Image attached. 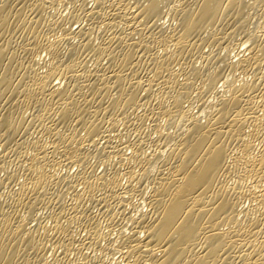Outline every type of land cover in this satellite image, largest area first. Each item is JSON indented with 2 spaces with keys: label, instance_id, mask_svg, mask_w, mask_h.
Here are the masks:
<instances>
[{
  "label": "bare ground",
  "instance_id": "6f19581e",
  "mask_svg": "<svg viewBox=\"0 0 264 264\" xmlns=\"http://www.w3.org/2000/svg\"><path fill=\"white\" fill-rule=\"evenodd\" d=\"M56 1L67 0H0V167H2V162H4V159L9 157V155L13 156L14 159H21L22 152L24 154L25 151L24 148L28 146H26V140H24L25 133L29 132L35 124L41 122L44 123V130L41 131H44L47 134L46 136H48V141L46 140L47 144L49 143L48 148H50L48 151L52 150L54 153V150H56L59 153L60 156L55 154V156L58 155L60 157V159L58 158V162L64 160L65 163H68L69 160L70 162L73 161V163L69 162L70 164L78 163L82 165L83 163L85 164L86 160L88 164L89 159L87 158L90 155L98 156L97 160H101L99 156L105 157L108 153H110V155H108L111 156V152H106V149L111 150V148H113L114 150L115 147L113 145L115 144H113L112 140L111 142L113 145H110L111 143L109 144L112 146L111 148L108 145V147L105 146L104 148H99L97 147L99 145L91 143L92 146L96 145V148H98L95 149L94 147L95 150L92 152L89 151V148L92 149L91 145L87 149L83 148L82 144L90 143L87 142L86 138L90 140L94 135L99 137V133L103 134L105 130L112 129L119 118L117 117L118 115H120V117L122 116L123 119L127 118V113L130 108L133 109L136 106L135 109H137L143 104L150 105L148 99L150 98L149 96H152V92L150 93L149 91L153 82H156V85L157 83L159 84V88L156 92H159L160 94H157L161 96L158 100L161 101L157 103V106L154 105L155 110L152 107V103L150 107H148L150 108L148 109V112H143L144 110H141L142 112H140V114L138 113L136 116V122L139 123L143 116L147 117L149 115L148 113H151L154 116L155 112V115L160 112L162 116L163 114L161 112H164L169 116L167 117V120H169L170 117H173L171 118L172 120H169L170 124L174 121V117L178 118V121L175 120V122L177 121L176 124L174 123L176 126L172 125L173 128L179 126L183 121V123L189 122V125H186L187 127L185 130L182 129V131L184 130L183 132H178V134H180H176L177 136L175 138H172V136L175 135H170L173 139V145L171 144L172 147L167 150L168 153L166 157L160 159L161 162H164L165 159L167 164V166L165 165L166 171L163 172V170L161 171L158 169V171H161L162 173L157 172V177L154 173L152 174L155 176H153L155 179L153 178L154 181H151L153 184L150 182L152 189L148 195L145 194L147 190H143V183H141V189L144 191H142L144 194L142 196L143 199H140L141 201L143 200L142 203L145 202V204L148 205V208L145 209L146 211L141 209L142 212H140L139 215L138 212L136 218H134V215L131 216L129 212H127V214L124 212L126 214L125 218H129V216H127L128 214L133 218L131 219L132 221L128 219V222H131L130 235L121 236L123 233L120 235L121 240H119L126 249L121 257H125L127 264H264V135L263 133H260L261 130H256L258 124L260 125V123H257L259 122L260 114L256 113L258 116H255V109L258 108H255L256 106L261 107V112L263 109V115L261 114V117L264 116V79H262L264 72L262 71L263 69L260 70L259 68L260 62L264 60V29L261 31V27L257 30L260 31L258 35L251 34V32H253L251 30L248 34H251L252 36L247 35V31L249 32L250 29L244 32L246 35L242 32L246 26V18L249 16H245L247 12L245 8L250 7L252 9L254 5L252 3L253 6H251L250 3L246 4V2H244L245 0H93V5L89 7L85 5L87 0H78L79 3H76L77 0H68V2L72 3V7L70 6L71 10L66 16L68 22L69 19H78L79 17L85 18L86 21L88 20V25L86 27L84 25H78L75 28H72V25L67 27L64 25L62 26L61 19L47 20L45 18L46 9L50 4L52 5ZM164 1L165 3H172L171 6L169 5V7H167L169 8V14L171 15L170 18H173L176 21L175 24H171L174 25L171 27L170 31H166V29L162 27L163 25L161 22L159 23L161 20L157 21L159 15L163 13V9L161 8L165 5L162 4ZM246 1L248 2V0ZM260 2L262 1L260 0ZM130 4H134L132 6L133 8L135 7L133 11L130 9ZM247 5L250 6L247 7ZM135 19H137L136 21L138 22L140 21V24L134 22L136 23L134 25L138 24V27L140 25L139 28L133 26V21ZM247 22H249V20ZM98 23L101 24V26L103 25L102 28H104L105 31H101L102 33L98 36V42L93 43L89 39L90 35L88 36V34H91V31H94L92 28ZM263 23L261 26H264ZM55 25L56 29L59 25V29L61 30L56 37L55 30L53 31ZM96 26L100 27L99 25ZM247 27L250 26H246V29ZM49 30L52 31L51 34H54V37H47L50 33ZM240 31L241 33H239ZM136 33L137 36L138 34L139 36L134 38L135 36L133 37V35ZM237 33H239V35L243 33V35L247 36H244V39H246L243 42L248 43V46L246 47L249 48L248 50L250 52L247 56L244 55L238 58V60L235 59L234 63L231 59V62H228V59L225 61L223 60L224 57L230 54L223 55V57L222 54H218L219 52L215 53L214 50L217 49V46L219 48V45L221 46L226 39L234 38V36L237 37ZM74 36L79 37L77 41L75 40L76 42H73L71 39L72 37L75 38ZM157 42L160 46L164 44L162 47L164 48L162 53L156 52L154 48V45ZM169 43L170 45H173L172 49L166 47V44ZM204 43L209 47H212L211 51L205 52L204 49L203 51L201 50ZM63 46H66L67 49L65 55L62 53ZM223 46L226 48L228 47L225 44ZM221 48L224 49L222 46ZM42 50L48 55V62H46L47 66H45V69L41 71L38 69V66L36 68L35 64L37 62L36 55H40ZM225 50H228V48ZM196 52H201L199 56L202 57L201 59H203L202 62L205 67H212L214 64V68L206 75L207 78L204 74H201L204 69L207 70L206 68L203 70L201 69L202 71L198 73L199 70L197 67L199 65L195 66L193 62L191 63V59L195 57L193 55ZM89 56L95 61V66L92 67V65V68L88 67L86 64L87 61H89L87 60L90 58ZM226 58L227 57H225V59ZM102 59H106L105 63L102 62ZM221 60L224 61L222 63L223 65L219 64L221 63ZM199 61L201 60L199 59ZM89 62H91V60ZM175 64H181L184 66L180 68L181 66L179 65V68H177L178 71L184 75V80L180 78H178L180 81L177 80L176 73L179 74V72L177 69L175 70ZM143 65H145V67H143ZM230 65H236L242 70H245L246 68L247 70H250L252 68L254 77H252V79L250 78L251 80L249 79V81H243L244 83H242L240 79L239 81L242 84L236 86L235 84H232L234 81L228 79L230 80L229 82H231V85H229L227 81L228 76L225 77L227 86H229L228 89H226L228 94L226 92L227 95H224V92L222 93L223 95L219 93L221 96L218 94L215 102H211L212 104L209 105L206 102L208 108H211L209 110L207 106H203L204 103H202L205 102V98L207 97L206 93L209 95L208 91L210 90H208V87L211 86L213 88L216 86L215 83L219 80L217 79L218 75L220 76L222 74L224 77V74H226L221 73L223 71H220V69L227 67L224 70H230L233 68ZM216 66H219L220 69L219 67L216 68ZM248 67H250V69H248ZM145 68L148 69V71L151 68V71L148 73L143 72V75H141V69L146 70ZM231 71L235 72L236 68L235 71L233 69ZM242 72L245 73L246 71ZM229 73L227 72V74ZM199 74L203 75V81L207 79L205 85L208 86L206 87L207 89L204 87L201 88L206 89L203 90L204 92L207 91L206 93L202 92V90H199L200 93L198 91L196 93L198 94L196 97L199 98V100H203L204 98V101H201V108L199 107L200 113H196L197 116L198 114H201L202 106L203 109L205 107L207 108H205L206 111L202 110V113L204 112L203 116L206 114V117L204 116V119H206H203L204 122H201L202 119L199 120L202 117V114L201 117L199 115V119H196L197 117L193 114L189 115L190 118L187 117L188 113L185 111L186 107L184 108L182 103L184 102L183 99H186L187 97L189 98L191 95L190 87L192 86L191 83H193L190 81L191 77H198ZM239 74L237 73L238 76ZM55 79L60 80L55 82ZM61 80L63 81L62 86L60 85V82H62ZM221 80L223 79H220V81ZM199 81L201 82V80ZM195 83L197 84V81ZM142 89L145 91L143 96H141L140 93ZM203 93L205 97H202ZM157 94L154 96H157ZM193 95H191V97ZM255 97H258V101L256 100L258 104H255L254 102ZM168 98H171V102L166 104L167 102L165 101H168ZM29 104L34 106V113L32 112V116L30 114L28 118H25L23 116L25 114L22 112L25 111V109L22 110V108L24 105ZM198 104H200V101ZM191 105L192 103H190V106ZM29 108H32L33 110V107ZM143 109L146 110V106ZM126 110L127 113H125ZM207 110H209V112H207ZM192 112L193 111L190 112L189 110V113ZM55 114L56 117L53 116ZM156 117L157 116L153 119H156ZM185 118L187 119L186 122ZM263 119L262 122H264ZM72 121H74V123H72ZM179 121H181V123ZM113 122L114 125L112 127L110 125ZM124 122H126V119ZM246 122L253 125L257 124L256 128L251 127L253 130L251 128L249 129L252 130L254 137L251 133L250 134L254 139H256L257 131L263 138L260 140V147L257 150L254 149V144L252 145L251 143L250 134L248 136H245L246 134H244L251 131L245 132V130H242V127H244L243 124L245 123L246 125ZM130 123L132 124L131 126H133L131 121ZM137 123H135V126H137ZM168 123L166 122V124ZM39 125L38 127H40ZM79 126L84 130V137H78L77 130L81 129ZM138 126H140V124H138ZM164 126L165 125H163V127ZM167 126H169V124L166 125V128L168 129L171 125L169 127ZM181 126L179 127L181 128ZM163 127L161 128L163 129ZM258 127L261 129L260 126ZM155 128L157 132L158 129H160H157V127ZM138 129L136 134L139 132ZM39 131L40 130H38V132ZM160 132L161 131L159 130V133ZM163 132L167 131L164 130L161 134H156L157 137L154 136L156 138L159 136L161 143H165L162 142V140L165 141L169 134V131L167 134ZM79 134L82 135L81 133ZM108 134L105 135L110 136V134ZM102 136L104 137V135ZM107 136L106 138L108 139ZM135 136L137 137V135ZM39 137L41 138V136ZM43 137L41 138L42 140ZM46 138L44 137V141ZM33 139L30 143L27 141V143L30 144V147L28 146V151L31 149L30 155L27 156L28 153L27 155L24 154L26 159L20 162V164H24V161L26 162L23 165L24 171L22 172L25 180H23V183L20 182L21 185L17 191L14 189V197L12 196V199H14L13 204L16 206H22V209H24L27 214H32L33 208L39 205V203V206H42L41 203L47 204L43 207L47 206L50 210L53 206H50L49 208L48 204L50 203L46 202L54 201L55 204H53L55 210H52L53 214L50 212V215L52 214L51 217H57L60 213L66 212V210L70 208L68 209L69 211L66 212L68 214H66L67 216L63 213L66 218H74L72 219L73 222H75V218H78L82 223L84 222V225L86 224L88 228V243L90 239L92 242L96 241L98 236L101 235L99 232L102 231L103 234V230L100 231V226L97 222L98 219L96 221L90 214V209L83 206L82 203L86 197L88 201V198L94 197L92 196L94 190L97 191L98 189H101L102 195L99 198L100 203H98V205H101L102 203V207L106 206V209L110 210L112 215L115 211L120 209L121 211H127L122 209L127 207H123L124 199L122 195H119L120 192H117L116 186H118L117 179L119 180V177L116 178V170L115 172H113L114 169L113 171L110 170L111 172L103 170L101 173L99 172L96 174L93 172V167L91 168L92 164L89 165V167L87 164V166L83 165L82 169H78L79 172L77 171L78 173L76 175L80 180V183H82V189L78 190L77 184V190L71 194L72 199L75 202H71L72 204L70 203L69 206V203L64 205L61 203L63 201H61L62 196L60 195L63 194L62 191L64 188L66 189L67 187H70L71 184L75 183L72 181L73 175L70 177L68 173L67 175L64 174L65 177H63L64 175H62V177L61 175L58 177L57 175L53 176L55 175L54 172L52 171V174L50 172L51 170L47 167L49 166L50 168L51 166L53 169H57L55 165L58 166L61 162L57 164V161L52 159L51 155L53 153L51 155L50 152L49 154L47 153V150L43 148L45 146L44 141V144H40L42 143L41 139L40 143L38 138ZM259 139L257 142H260ZM85 140L86 142H84ZM98 140L100 141V139L97 138V141ZM135 140H137V138ZM135 140H133L134 142H130L131 144L127 141L130 144V147L133 148V151L140 145L139 142L142 143V140L139 142ZM168 142L170 143L171 140H168ZM156 143L157 140L154 144ZM158 144L156 145L158 146ZM123 145L124 143L122 146ZM85 146L88 147L87 145ZM163 146L166 147L167 145ZM119 147H117L118 150ZM257 147L258 146H256V148ZM153 148L152 151L155 150V148ZM230 148L233 150L237 148V150H239V153L236 154V156H234L236 153L234 151L237 150H232L234 152V154H232L234 157L231 156L232 160L230 158L228 159L230 163H238V166H241L242 171L252 178L251 180L253 183H250L247 188L246 186L244 188L239 186L241 185V182L239 185L237 183L228 185V182H226V178L229 180L228 177H230V175L233 176L234 173L233 175L231 173L235 172H231L230 169L228 170L229 161L226 160V156L229 155ZM120 149L122 150V147ZM158 149L156 148V150ZM121 150L118 151L119 154ZM138 150L140 151V153L138 152L139 156L137 155L136 157V154H133V156L127 157L130 159L129 162L132 157H136L135 163L137 162V165L139 166L138 173H136L135 169L134 172L129 167V169L127 168L128 170H125L128 176L124 173L123 174L126 175V178H129L128 180H136L134 182L144 180L145 177V181H148L147 177L148 179L150 176L152 177L151 173L154 172V169L151 171L149 164L151 163L152 165V162L160 158V153L158 154V152L161 150L157 152L153 151V153H156V156L158 154V158L150 152L152 157H156L153 159H151L152 157L150 153L148 156L151 158L148 159L147 156V158L144 157V155H146L144 154L146 152L143 153L145 149L143 150L142 148V151L141 148H138ZM115 151L117 150H114V153H116ZM119 154L118 156H123ZM121 158L122 157H120V159ZM103 159L102 161H104ZM123 159H125V156H123ZM146 159L149 162H152L148 163ZM97 160H95V162ZM161 162L157 164L162 165L163 162ZM89 163L91 162L89 161ZM131 164H133V162ZM131 164H129V166ZM131 166L133 167V165ZM23 168L21 167L22 170ZM233 168L234 167L232 166V169ZM237 169H239V167H237ZM238 171L243 173L240 170ZM9 173L14 176V173ZM226 173H229L230 175L228 176ZM237 174L238 173H236V175ZM7 177L8 183L11 184L12 182H9L11 180L10 176L7 175ZM245 177H247V175H245ZM238 181H240V179ZM134 182L133 187L135 185ZM4 184L6 186L5 182ZM60 185L64 186L61 191L62 194H59L60 191H54L55 187L58 188ZM74 185L75 184L70 188L72 189ZM62 187L59 188L61 189ZM137 188L135 187V189ZM124 189L122 190L123 193ZM11 190L13 191V187ZM136 191L138 192V190ZM96 196L95 198L98 200V197ZM243 197L252 201V204H250L251 206H247V208L241 206V201L244 199ZM95 198L91 200H95ZM94 203L96 204L97 201H94ZM3 204L0 203V264H34L38 262V260H43L41 253L42 247L45 246V244L42 246V236H36L32 232L35 229L37 230V228L34 227L35 229L32 230L31 228L26 227L29 224L26 225L25 221L27 220H25V218L23 219V216L20 217V214L18 215V212L20 211L17 212L15 210L17 207L13 205L14 207L9 206L8 208L10 209L4 210L2 207ZM7 204L11 205L12 203L10 202ZM5 207L6 206H4V208ZM106 209L103 210V208H101L100 210L103 213L104 211H108ZM24 210L23 212L25 213ZM91 213H93L92 209ZM104 214L106 213L104 212ZM28 216L26 215L25 217L28 218ZM110 216H108L107 219H111ZM111 223H113V219ZM67 224L68 223L65 224L63 221L60 222L57 219L53 224L55 235L50 236V233L49 237H53L55 241L57 239H63L62 241H65V246L72 245V242L70 243L71 238L69 237L71 233H69ZM38 234H40V232H38ZM72 238L74 240V237ZM87 240L85 239V243ZM86 244L84 245L86 246ZM119 244L120 242L118 245ZM61 245L62 243L60 246ZM78 245L79 244L76 246ZM89 246L90 244L88 247ZM120 246L116 247V249L120 248ZM71 247H73V245ZM63 248L64 247L61 249L64 250ZM64 251H61V255L60 253L59 255L63 256L64 254L62 255V253H64ZM78 251L79 250H77V252ZM59 255L56 256L59 257ZM63 258L64 257H62V259ZM54 259L57 260V258ZM53 261L54 260H52V262L50 261V264H53ZM40 262L42 263V261ZM89 262L87 261V263ZM116 262L115 264H118Z\"/></svg>",
  "mask_w": 264,
  "mask_h": 264
},
{
  "label": "rangeland",
  "instance_id": "374dc122",
  "mask_svg": "<svg viewBox=\"0 0 264 264\" xmlns=\"http://www.w3.org/2000/svg\"><path fill=\"white\" fill-rule=\"evenodd\" d=\"M86 1V0H85ZM251 1H254V0H251ZM250 0H248V2L245 0L244 2H246V4H248V3H250V5L251 6H253L254 5V10H253V8L251 9L250 7L249 8H245L246 10H247V12H246V10H245V12H246V14H245V16H247V15H249V16H247V18H246V26H250V27H247V29H246V26H245V29L244 30H242V32L244 33V32H246L248 29H250L249 30V32L247 31V35L248 36H250L251 34H256V35H258L259 33H260V31H257V30H259L261 27V31H262V29H264V26H261L262 25V23L264 22L263 20H264V0H261L262 2H260V0L258 1V0H255L254 2H251ZM257 1H258V3H259V5H258V3H257ZM66 2H67V5H66ZM87 2V3H86ZM85 2V5L86 6H91V5H93V0H87ZM257 3V5H256V3ZM76 3H79V1L77 0V2ZM170 2H168V3H165V1H164V3H162L163 5H164V7H162L161 9H163L162 10V12L163 13H161L160 15H159V18L157 19V21H159V20H161V21H159V23L161 22V24L163 25L162 27L163 28H165L166 29V31H170L171 30V27L175 24V20L173 19V18H170L171 17V15L169 14V5L171 6L172 5V3H170ZM253 5H252V4ZM58 4V5H57ZM168 4V5H167ZM66 5V6H65ZM131 6H130V9L133 11L134 9H135V7L133 8L132 6L134 5V4H130ZM162 5V6H163ZM250 5H247V7L248 6H250ZM64 6V7H63ZM70 6L72 7V3L71 2H68V0L67 1H56L55 3H53L52 5L50 4L49 6H48V8L46 9V12H45V18L47 19V20H51V19H56V20H60L61 19V24H62V26L64 25V26H69V25H72L71 27L72 28H75L76 26H78V25H84L85 27L88 25L87 24V21H86V19L85 18H83V17H79L78 19H69V22H68V19H67V15L69 14V11L71 10V8H70ZM168 6V7H167ZM132 7V8H131ZM262 8V9H261ZM51 9V10H50ZM260 9V10H259ZM63 10V11H62ZM168 11V12H167ZM249 11H251V12H249ZM260 12V13H259ZM52 13V14H51ZM64 13V14H63ZM165 13H167V14H165ZM251 13V14H250ZM50 14H51V16H50ZM62 14H63V16H62ZM66 14V15H65ZM164 14V15H163ZM57 15V16H56ZM162 15V16H161ZM49 16V17H48ZM63 18H62V17ZM260 16V17H259ZM48 17V18H47ZM161 18V19H160ZM165 18V19H164ZM171 19H172V21H171ZM46 20V21H47ZM137 19H135L134 21H133V26H136V27H138V24H140L138 21H136ZM249 20V22H247ZM258 21V22H257ZM68 22V23H67ZM134 22H138V24L137 25H134V24H136V23H134ZM43 23H45V22H43ZM47 23V22H46ZM66 23V24H65ZM70 23V24H69ZM73 23H74V25H73ZM158 23V22H157ZM165 23V24H164ZM172 23H174L173 25H171ZM161 24H159V25H161ZM168 24V25H167ZM96 25H99L100 27H97ZM96 25H94L95 27H93L92 28V30H94V31H91L92 33V36H91V34H88V36L90 35V37H89V39L93 42V43H97L98 41L97 40H99V34L100 33H102V32H104L105 30H104V28H102V26H101V24H96ZM263 25H264V23H263ZM169 28H168V27ZM258 28H257V27ZM139 27H140V25H139ZM138 27V28H139ZM55 29H53V31L55 32V37L61 32V30L59 29V25H58V27H57V29H58V31H57V29H56V25H55V27H54ZM98 28V29H97ZM103 30H102V29ZM135 28V27H134ZM168 28V29H167ZM100 29V30H99ZM96 30V31H95ZM98 30V31H97ZM227 30H229V29H227ZM253 31V32H251V34H248V33H250V31ZM255 30V31H254ZM50 31V30H49ZM48 31V32H49ZM100 31V32H99ZM102 31V32H101ZM51 32L52 31H50V33L47 35V37L49 36H51V38H52V36L54 37V34L52 35L51 34ZM107 32V31H106ZM109 32V31H108ZM258 32V33H257ZM90 33V32H89ZM96 33V34H95ZM239 33H241V31L239 32ZM239 33H237L236 35H237V37L236 36H234V38L236 37L237 39H239V40H237L236 38V40L234 39V38H229V39H226L225 41H223V43L225 44V45H227L228 47V50L230 51H228V50H225V49H227L225 46H223L224 44L222 43L221 44V46L224 48V49H222L221 48V46L219 45V48H218V46L216 47L217 49H215L214 51H215V53H218V54H222V56L224 55H227V54H230V55H228V56H225V57H227L226 59H225V57H224V59L223 60H227L228 62H231L232 60H233V63L235 62V59L236 60H238V58H240L241 56H244V55H248L249 54V48L248 47H246V46H248V43H246V42H243L245 39H244V36L246 35V33H244L245 35H243V33L242 34H240L239 35ZM51 34V35H50ZM109 34V33H108ZM243 35V36H242ZM135 36V37H134ZM138 36H139V34H138ZM137 36V33L136 34H134L133 35V37L134 38H137L138 37ZM252 36V35H251ZM75 37V36H74ZM95 37V38H94ZM245 37H247V36H245ZM51 38H49V39H51ZM79 37H75V38H71L72 39V41L73 42H76L77 41V39H78ZM92 38V39H91ZM243 39V40H242ZM76 40V41H75ZM94 40H95V42H94ZM232 40V41H231ZM230 41V42H229ZM234 41V42H233ZM237 43V44H236ZM243 43H245V44H243ZM157 44V45H156ZM164 45V44H163ZM163 45H158V42L157 43H155V45H154V48H155V50H156V52H160V53H162V50L164 49V48H162L163 47ZM168 45V46H167ZM170 45V43L169 44H166V47L168 48V49H172L173 48V45L171 46H169ZM240 45V46H239ZM245 46V47H243V46ZM156 46V47H155ZM157 46H158V49H157ZM202 47V46H201ZM160 48V49H159ZM162 48V49H161ZM208 48V49H207ZM211 48L212 47H209L207 44H203V47H202V51H203V49H204V51L205 52H207V51H211ZM221 48V49H220ZM210 49V50H209ZM246 49H247V51H246ZM157 50H159V51H157ZM217 50V51H216ZM223 50H225V51H223ZM233 50V51H232ZM240 50V51H239ZM243 50V51H242ZM43 51V52H42ZM41 52H40V55H36V64H35V66H36V68H37V66L39 67L38 69L39 70H44L45 69V66H47V64H46V62H48V55H46L45 53L46 52H44V50H42ZM220 51H221V53H220ZM223 51V52H222ZM229 53H228V52ZM239 51V52H238ZM198 52V51H197ZM195 53L193 56H195V57H193L194 58V60H193V58L191 59V63L193 62L194 63V65L195 66H198L197 68H198V73H200L204 68H206L207 70H203V72L201 73V74H204V76L207 78V74H208V72L210 71V70H212L213 68H214V64L212 65V67H208V66H204L203 65V59H201L202 57H200L199 55L201 54V52L200 53ZM227 52V53H226ZM62 53L65 55L66 53H67V49H66V46H63V49H62ZM226 53V54H225ZM238 53H240V54H238ZM243 55H242V54ZM193 54V53H192ZM238 54V55H237ZM197 55H198V57H197ZM237 55V56H236ZM38 56V57H37ZM219 56V55H218ZM90 58H88L87 60H91V62H89V61H87V66L88 67H90V68H92V67H94L95 66V61H93L92 59V57L91 56H89ZM40 59V60H39ZM199 59L201 60V61H199ZM230 59H231V61H230ZM193 60V61H192ZM223 60H221L220 62L221 63H219L220 65L224 62ZM40 61V62H39ZM44 61V62H43ZM105 61H106V59H102V62H104L105 63ZM195 61V62H194ZM219 62V61H218ZM217 62V63H218ZM45 65H44V64ZM92 63V64H91ZM216 63V64H217ZM227 63V62H226ZM262 63V64H261ZM182 64V63H181ZM181 64H175V70L177 69V68H179L178 66L180 65L181 67L180 68H182V67H184L183 65H181ZM264 60H262L261 62H260V64H259V68H260V70H262L263 72H264ZM93 65V66H92ZM146 65V64H145ZM145 65H143V67H145ZM176 65H177V67H176ZM204 67H203V66ZM219 65V66H220ZM223 65V64H222ZM92 66V67H91ZM147 66H148V64H147ZM146 66V67H147ZM219 66H216V68L217 67H219ZM230 66H232V65H230ZM229 66V67H230ZM262 66V67H261ZM142 67V68H143ZM200 67H202V68H200ZM223 67V66H222ZM233 67V68H232ZM232 67H230V68H232L234 71H235V68H236V71L235 72H233V71H231L232 69H230V70H224V69H226L227 67H224V68H221V69H223V70H221L220 69V67H219V69H220V71H223V72H221V73H226V74H224L225 76L223 77V75L221 76V77H223V78H221L219 75H218V77H217V79H219V80H217L216 81V83H215V85L216 86H214L213 88L210 86V87H208L207 85H205V83L207 82V79H205V81H203V79H204V77H202L203 75H201V74H199L200 75V77H199V75H198V77L199 78H201V79H199L197 76H195V77H191V79H190V81L191 82H193V83H191L192 84V86L190 87L191 89H190V93H191V95H193L192 97H191V95L189 96V98H190V101H189V98L187 97L186 99H183L184 100V102H182L183 103V106H184V108L186 109L185 111H186V113H188V116L187 117H189L190 118V114L192 115H195L197 118L196 119H199L200 117H201V114H202V117L199 119V120H201L202 119V121L201 122H204L203 121V119H204V116L206 117V114L203 116V113H202V110L204 111H206V109L208 108V106L206 105L207 103H208V105L209 104H212L213 102H215L216 101V97H218V94L220 93V94H222L223 92H224V95L227 93L228 94V91L226 90V89H228V87L229 86H227V82H226V78L225 77H227L228 76V78H227V81H228V84L229 85H231V82H229L230 80H232V81H234V82H232V84H235V86L236 85H240V84H242V83H244L243 81H249V79L251 78L252 79V77H254V73H253V69L251 68L250 69V67H248V69H250V70H247V68L245 69V70H242L241 68H238V66H232ZM210 68V69H209ZM146 69V68H145ZM151 69V68H150ZM149 69V71H148V69H146V70H144V69H141L140 71V73H141V75H143V72H145V73H148V72H150L151 70ZM202 69V70H201ZM147 71V72H146ZM177 71H178V69H177ZM229 71H230V73H229ZM242 71H246L245 73L244 72H242ZM252 71V72H251ZM179 72V71H178ZM227 72L229 73V74H227ZM232 72V73H231ZM237 73L239 74V76L237 75ZM248 73H250V74H248ZM176 78H177V80H179L180 81V79H182V80H184V75L181 73V72H179V74L178 73H176ZM243 75V76H242ZM248 75V76H247ZM253 75V76H252ZM191 76V75H190ZM189 76V77H190ZM235 76V77H234ZM232 77V78H231ZM237 77V78H236ZM178 78H180V79H178ZM196 78V79H195ZM203 78V79H202ZM239 78V79H238ZM243 78V79H242ZM194 79V80H193ZM220 79H223V80H221L220 81ZM225 79V80H224ZM228 79H230V80H228ZM241 79V80H240ZM250 79V80H251ZM262 79H264V76H263V78ZM60 79H55V82L56 81H59ZM181 80V81H182ZM199 80H201V82L199 81ZM242 82H240V81ZM62 81V80H61ZM197 81V84L195 83ZM218 81H219V83H218ZM264 81V80H263ZM200 82V83H199ZM223 84H222V83ZM204 85H203V84ZM218 83V84H217ZM60 85L62 86L63 85V81L62 82H60ZM202 87H204V88H206V87H208L209 89L208 90H210V91H208L209 92V95H208V93H206L207 91H203V90H206V89H201ZM216 87V88H215ZM220 87V88H219ZM227 87V88H226ZM151 88H152V91H151ZM151 88H150V93H151V95L152 96H149L150 98L148 99L149 101H150V105H151V103H152V107H153V109L155 110V106H157V103H159L160 101L158 100V99H160V97L161 96H159L158 94H160L159 92H156L157 90H158V88H159V84L157 83V85H156V82H153V85H151ZM212 88V89H211ZM215 88V89H214ZM226 91H225V90ZM196 90V91H195ZM202 90V92H204V93H206V98H205V102H202V103H204L203 104V106L205 105V106H207V108L205 109H203V106H202V109H201V114H198V116H197V114L196 113H200V111H199V109L201 108V101H204V98H203V100H199V98H197L196 96L198 95V94H196L197 93V91L200 93V91ZM224 90V91H223ZM143 93H142V92ZM140 91V93H141V96H143V94H144V89H142ZM214 91V92H213ZM153 92H154V94H153ZM156 92V93H155ZM193 92V93H192ZM218 92V93H217ZM226 92V93H225ZM158 93V94H157ZM204 93H203V95H204ZM157 94V96H154V95H156ZM196 94V95H195ZM214 94V95H213ZM216 94V95H215ZM219 94V95H220ZM226 94V95H227ZM202 95V97H205V95L203 96ZM223 95V94H222ZM159 96V97H158ZM221 96V95H220ZM153 97H154V99H153ZM155 97H156V99H155ZM158 97V98H157ZM165 98V97H164ZM195 98V99H194ZM196 98H197V100H196ZM212 98V99H211ZM153 99V100H152ZM169 100L167 101L166 99H164V100H166L165 102H167L166 104H169L170 102H171V98H168ZM258 99V97L256 98L255 97V99H254V102H255V104L257 103L258 104V102H256V100ZM186 100V101H185ZM207 100V101H206ZM213 100V101H212ZM157 101V102H156ZM188 101V102H187ZM195 101V102H194ZM198 101V102H197ZM199 101H200V104H198L199 103ZM258 101V100H257ZM197 102V103H196ZM207 102V103H206ZM212 102V103H211ZM259 102H260V100H259ZM190 103H192V105L190 106ZM149 104H146V105H138L137 107V109H135L136 108V106L133 108V109H129V111H128V113H129V115H128V113H127V110H126V112L125 113H127V118H125L126 119V122H124V120L125 119H123L122 118V116L120 117V115H118L117 117H119L118 119H117V121L115 122L116 124L114 125V122L113 123H111V125L110 126H112L113 127V125H114V127L112 128V129H108V128H111V127H108L107 129L108 130H105V132L103 133V134H101V133H99L98 135H99V137L96 135H94V137H92L90 140L92 141H90L89 139H87L86 138V140H87V142H90V143H86V144H82L83 145V148H89V146L91 145V147H92V149H90L89 148V151H93V150H95V149H98V148H96V145H99V146H97V147H99V148H104L105 146H109L110 148L112 147V146H110V145H113V144H117L116 146L115 145H113L115 148H114V150H117V151H115L116 153H114V150H113V148H111V150H108V149H106V152H111V156H109L110 155V153H106L107 155V157L105 156H99L100 158H101V160L100 159H98L97 160V158H98V156H96V155H90V156H88V158L87 159H89L88 160V164H87V160H86V162H85V164L83 163L82 165L81 164H78V163H76V164H78V165H76L75 163L74 164H70V163H73V161H69L68 160V163H65V161L63 162V161H59V162H61V163H59L58 162V160L60 159V155H59V153L56 151V150H54V153H53V151L51 150V151H48L50 148H48V145H49V143L47 144V139H48V136H46L47 134L44 132V131H41V130H44L43 129V124L44 123H39L38 121V123L39 124H41V125H39V124H35L34 125V127L32 128V129H30L29 130V132H26L25 133V135H24V137H25V139L24 140H26V146L28 145L29 147H30V142H32L33 140H35V139H33V138H38L39 139V143H40V139L44 136L46 139H45V141H44V137H43V140L41 139V142L42 143H40V144H44L43 143V141L45 142V146L43 147L44 149H46L47 150V153L49 154V152H50V155L53 153L54 154V156H55V154H58L57 156H53V154L51 155L52 156V159H54L55 161H57V164L59 163L60 165H55L56 167H57V169H53V167H51L50 166V168H49V166L47 167L48 169H50L49 171L52 173V171L54 172V174L55 175H53V176H56L57 175V177L58 176H60L61 175V177H62V175H67L68 173H69V175H70V177H71V175H73V182H75V183H73V184H75L74 185V187H72V189L70 188L71 186H73V184H71L70 185V187H67V186H65V187H67L66 189L64 188V186L62 187L61 185L59 186V187H62L61 189L58 187V188H56L55 186V189H54V191L56 190L57 192H59V194L61 193L62 194V192H63V194L62 195H60V196H62L61 197V201H63V202H61L62 204H64V205H67V203H69L68 204V206L70 205V203L72 202H75V201H73V199H72V193L74 192V191H76L77 189L79 190V189H82V183H80V180L78 179V177H76V175H77V173L79 172V170L80 169H82L83 168V165H88V167H89V165H91V168L93 167V172L94 173H101L103 170H105V171H113V169H114V171L113 172H115V170H116V178H118L119 177V180L117 179V185L119 186H116L117 187V192H120L119 193V195L121 196L122 195V197H123V199H124V205H123V207H127V208H122L123 210H127V211H121V209L120 210H117V211H115V213H113V215L110 213V210H108V209H106V206H103L102 207V203H101V205H98V203H100V200H99V198H100V196L102 195V190L101 189H98V188H95V189H98L97 191L96 190H94L95 192H97V193H95L94 191H93V194H92V196H94L93 198L92 197H90V198H88L89 199V201L87 200V197L85 198V200H83L82 202V205L83 206H85L86 208H89L90 209V214L95 218V220L97 221V219H98V225L100 226L99 227V229H100V231L101 230H103V234H102V231L101 232H99L101 235H99L98 236V238L96 239V241H94V242H92L91 241V239L89 240V243H88V240L87 239H89V237H88V228H87V226H86V224L84 225V222L82 223L81 222V220L80 219H78V218H75V222L77 223H75V222H73V220L72 219H74V218H72V219H68V217L66 218V216L68 215L66 212H68L69 210L68 209H70V208H68L67 210H66V212H63V213H60L59 214V216H57V217H54V216H52L51 217V215L53 214V211L55 210L54 208H55V206H54V201L52 202V201H49V202H46V203H50V204H48V207L50 208V206H53V208H50V210L47 208V206L46 207H43L44 205H47V204H45V203H41V205L42 206H39L40 205V203H39V205H37V206H35L34 208H33V210H32V214H29V216H28V214H27V212L24 210V209H22V206H20V205H18V206H16L15 204H13V201H14V199H12L13 197H14V189L17 191L18 189H19V187H20V182L21 183H23L24 181L23 180H25V177H24V175H23V171H24V168H23V165L26 163L25 161L23 162L24 164H20V162H22L23 160H25L26 158H25V155H27V153H28V155L27 156H29L30 155V153H31V149L28 151V149H29V147L27 146V147H25L24 148V154H23V152H22V155H21V159H19L18 160V158L17 159H14L13 158V156H11V155H9V157H6V159H4V162H5V164H4V162H2V164H1V166L2 167H0V179H1V181H0V183H2V184H0V203H2L3 204V202H4V206H6L5 208H4V206L2 205V207H3V209L5 210V209H10V208H8L9 206L10 207H17V208H15V210L18 212V211H20V212H18V215L20 214V217H22L23 216V219L25 218V220H27V221H25L26 222V225L27 224H29V225H27L26 227H29V228H31L32 230L33 229H35L34 227H36L37 228V230L35 229V230H33L32 232L36 235V236H42V246L45 244V246H43L42 247V258H43V260H38V262H36V263H34V264H38V263H40V264H50L51 262H52V260H54L53 261V264L55 263V264H66V263H68V264H115V262L116 263H118V264H124V262H125V264H127V262H126V259H125V257L123 256V257H121L122 255H123V253L125 252V247H124V245L121 243V237H120V235L121 236H127L128 234L130 235V231H131V222L130 221H132L131 219L133 218V217H131L132 215H134L135 217L134 218H136L139 214H140V212H142V210L141 209H143V211L146 209V208H148L147 206L148 205H146L145 204V202H143L142 203V201H141V199H143L142 198V196H143V192L144 191H146L145 192V194H149L150 192H151V189H152V185L151 184H153L152 182L154 181V177L156 176H158V173L157 172H159L158 171V169L159 170H163V172L164 171H166V166H167V164H166V161H165V159H164V162L162 163L161 162V160L160 159H163L164 157H166V155H167V153H168V151L167 150H169L171 147H172V141H173V139L172 138H175L177 135H179L180 133H181V131H182V129H186V127L189 125V122H186L187 121V119L185 118V122L186 123H181V121H179L181 124H182V126H181V124H179V126H181V128L179 127V126H177V127H174L173 128V126H176V125H174V123L176 124V122L178 121V118L177 117H174V121L173 122H171V124H170V122H169V120H172L171 118H173V117H170V119L169 120H167V117H169L168 115H166L167 113H164V112H161L163 115L161 116V114H160V112H158L157 113V115H155L156 114V112L154 113V116L151 114V113H148V114H146V115H148L149 116V118H148V116L146 117V116H143V118H142V120L139 122V123H137L136 122V116L138 115V113L140 114V112H142L141 110H144L143 112H145V111H147L148 112V109H150V108H148V107H150V105L148 106ZM155 105V106H154ZM200 105V106H199ZM28 106V107H27ZM146 106V110L145 109H143L144 107ZM189 106V107H188ZM197 106V107H196ZM256 106V105H255ZM26 107V108H25ZM29 107H33V110H32V108H29ZM200 107V108H199ZM259 108L260 106H256L255 108ZM142 108V109H141ZM187 108H188V111H187ZM257 108V109H258ZM23 109H25V111H22L25 115H23L25 118H28V116H30V114H31V116H32V114L34 113V106L32 105V104H29V105H24V107L22 108V110ZM152 109V110H153ZM209 110L211 109L210 107L208 108ZM257 109H255V114L257 113V114H260V117H259V122H257V123H260V125L258 124V126H260L261 127V129L257 126V128H256V125H253V124H251V123H247V124H249V125H245V123L243 124V126L244 127H242L243 129V131L245 130V132L246 131H251V132H247V133H244V134H246L245 136H248L250 133L252 134V128H256V130H258V131H260L261 130V134L263 133V135H264V122H262V119L264 118V116L263 117H261V114L263 115V109H262V112H261V107L257 110ZM134 110V111H133ZM189 110H190V112L191 111H193L192 113H189ZM209 110H207V112H209ZM259 111V112H258ZM33 112V113H32ZM136 112V113H135ZM146 112V113H147ZM207 112H205V113H207ZM261 112V113H260ZM134 113V114H133ZM136 114V115H135ZM145 114V113H144ZM255 115V116H258V115ZM135 115V116H134ZM153 116V117H151V116ZM159 115V116H158ZM199 115H200V117H199ZM54 117H56V114L55 115H53ZM155 116H157L156 117V119H153V118H155ZM163 116H165V117H163ZM131 117V118H130ZM160 117V118H159ZM135 120H134V119ZM165 118V119H164ZM258 118V117H257ZM144 119V120H143ZM206 119V118H205ZM204 119V120H205ZM133 123V126H131L132 124L130 123V121ZM156 120H158V121H156ZM166 120V121H165ZM175 120H177L176 122H175ZM179 120H180V118H179ZM198 120V121H199ZM134 121H135V123H137L136 125L137 126H135V123H134ZM188 121H189V119H188ZM261 121V122H260ZM263 121H264V119H263ZM36 122V123H37ZM75 122H77V121H75ZM166 122L169 124V126L171 125H173L172 127L170 126H167V127H169L168 129L166 128V125H168V124H166ZM72 123H74V121H72ZM158 123V124H157ZM188 123V124H187ZM123 124V125H122ZM130 124V125H129ZM138 124H140V126H138ZM141 124H143V125H141ZM184 124H185V127H184ZM251 124V125H250ZM261 124H262V126H263V128H262V126H261ZM38 125L40 126V127H38ZM155 125H159V126H155ZM162 125V126H161ZM163 125H165L164 127L166 128H164L163 127ZM187 125V126H186ZM253 125V126H252ZM122 126H124V127H122ZM133 127V128H131V127ZM144 126V127H143ZM150 126V127H149ZM248 126V127H247ZM255 126V127H254ZM78 127V126H77ZM122 127V128H121ZM129 127H130V129H129ZM141 127V128H140ZM155 127H157V129L158 128H160V129H158V132L156 131V128ZM161 127H163V129L161 128ZM252 127V128H251ZM36 128V129H35ZM79 128H81L80 126H79ZM138 128H140V129H138L139 130V132H138V134H136L137 133V129ZM176 128V129H175ZM248 128V129H247ZM252 129V130H249V129ZM259 128V129H258ZM134 129V130H133ZM162 129V130H161ZM178 129H180V130H178ZM38 130H40L39 132H38ZM128 130H130V131H128ZM159 130L162 132V131H169L168 133V135H167V138L165 139V141L164 140H162V142H168V140H171V142L169 143H161V140H159V136H158V138H156L157 137V135H159V134H161V132L159 133ZM171 130V131H170ZM176 130H178V131H176ZM183 130V131H184ZM256 130L254 129V131L256 132ZM108 131V132H107ZM174 131V132H173ZM182 131V132H183ZM258 131L256 132L257 134H256V139H254L253 137H254V135L252 134V136H251V134H250V136H251V143H252V145L254 144V149H258L259 147H260V143H261V139H263L264 138V136H263V138H262V136H260L261 134H258ZM34 134H33V133ZM36 132V133H35ZM65 132H67V131H65ZM81 133L82 135H80L79 133ZM107 132V133H106ZM134 132V133H133ZM143 132H146V133H143ZM167 132H163V133H165V134H167ZM178 132H180L179 134H178ZM110 134V136H107V135H105V134ZM119 133H120V135H119ZM133 133V134H132ZM143 133V134H142ZM159 133V134H158ZM162 133V134H163ZM171 133H173V134H171ZM29 134V135H28ZM77 134H78V137H84V130H82V128L80 129V130H77ZM108 134V135H109ZM117 134V135H116ZM132 134V135H131ZM141 134V135H140ZM144 134H146V135H144ZM157 134V135H156ZM177 134V135H176ZM102 135H104V137L102 136ZM127 136V137H125V136ZM135 135H137V137L135 136ZM148 135V136H147ZM170 135H175V136H172V138H171V136ZM258 135H259V137H258ZM39 136H41V138L39 137ZM101 136V137H100ZM106 136L108 137V139L106 138ZM115 136V137H114ZM120 136V137H119ZM124 136V137H123ZM134 136V137H133ZM139 136V137H138ZM141 136V137H140ZM145 136V137H144ZM154 136H156V137H154ZM168 136H170V137H168ZM29 137V138H28ZM103 137V138H102ZM149 137V138H148ZM151 137H152V139H151ZM27 138V139H26ZM97 138L98 139H100V141L98 140L97 141ZM111 138V139H110ZM137 138V140H135ZM142 138V139H141ZM259 139V141L260 142H257L258 141V139ZM33 139V140H32ZM123 139V140H122ZM128 139V140H127ZM129 139H130V141H129ZM139 139V140H138ZM153 139H155V140H153ZM47 140V141H46ZM86 140L84 141V142H86ZM111 140L113 141V144H112V142H111ZM114 140H115V142H114ZM133 140H135V141H137V142H139L140 140H142L141 142L142 143H140L139 142V144L141 145H139L138 147H137V149L136 150H134L133 151V148L132 147H130V142H132ZM145 140V141H144ZM153 140V141H152ZM157 140V143L156 144H158V142H159V144H158V146L156 145V144H154L155 143V141ZM159 140V141H158ZM167 140V141H166ZM252 140H253V142H252ZM27 141L29 142V143H27ZM98 143H97V142ZM110 141V142H109ZM122 141H124V142H122ZM126 141V142H125ZM130 143H128V142ZM149 143H148V142ZM96 142V143H95ZM108 144H107V143ZM119 142V143H118ZM134 142V141H133ZM152 142H154V143H152ZM96 144V145H93L92 146V144ZM106 143V144H105ZM111 143V144H110ZM124 143V145L122 146V144ZM147 143V144H146ZM258 143V144H257ZM110 144V145H109ZM125 144H126V146L128 147H126L125 146ZM143 144V145H142ZM146 144V145H145ZM161 144V145H160ZM172 144V145H171ZM85 145H87L88 147H86ZM119 145H120V147H119ZM149 145V146H148ZM154 145V146H153ZM163 145H167L166 147H164ZM171 145V146H170ZM107 146V147H108ZM157 146V147H156ZM160 146V147H159ZM170 146V147H169ZM256 146H258L257 148H256ZM46 147V148H45ZM82 147V146H81ZM94 147H95V149H94ZM117 147H119V150H121L120 148L122 147V150L121 151H124V152H121L120 151V154H119V150H118V148ZM125 147V148H124ZM157 148L158 149V147H159V149L158 150H156V148H155V150H153L154 152H157V151H162L163 152V154H162V152L160 151V152H158V154H159V156H160V158H158V154H157V156H156V153H153V151H152V148ZM162 147H164V148H162ZM109 148V149H110ZM138 148L140 149L141 148V150H142V148H143V153L144 152H146V153H144V154H146V155H144V157L145 158H147L148 157V159L149 158H151L152 157V154H154V156H156L158 159L157 160H155L154 162H152V161H150V162H152V165H151V163L148 161V163H150L149 164V166H150V169H151V171L153 170L154 172H150L151 173V175L154 173V175H152V177L150 176V173H149V179H151V180H149L148 179V177H147V180L148 181H145V178H144V180H141V181H138V182H134V181H136V180H133V179H131V180H128L129 178H126V171L125 170H128L129 169V167H130V169L131 170H133L134 171V169H135V171H136V173H138V165H137V162L135 163V160H136V157H137V155L139 156V153H140V151L138 150ZM147 148V149H146ZM153 148V149H154ZM127 149V150H126ZM165 150V151H164ZM233 149L232 148H230V152L228 153L229 155H230V157H229V155H227L226 157V160L227 161H229L228 159L230 158L231 160H232V158H231V156H233L232 154H234V152H236L235 154H234V156H236V154H238L239 153V150H237V148H235L234 150H237V151H232ZM255 150V151H256ZM26 151H28V152H26ZM56 151V152H55ZM139 152V153H138ZM152 154H151V153ZM123 153V154H122ZM138 153V154H137ZM151 154V157H149L148 156V154ZM118 154L119 155H123V156H125V159H123V156H118ZM125 154V155H124ZM128 154V155H127ZM132 154V155H131ZM133 154L136 156H134V157H132V159H131V161L129 162V160L130 159H128L127 157H129V156H133ZM163 156H162V155ZM12 158H11V157ZM147 156V157H146ZM152 157L151 159H153V158H156V157ZM233 156V157H234ZM24 157V158H23ZM57 157V158H56ZM120 157H122L121 159H120ZM163 157V158H162ZM23 158V159H22ZM56 158V159H55ZM59 158V159H58ZM96 158V159H95ZM104 158V159H103ZM106 158H107V161H106ZM144 158V159H145ZM10 159H12V160H9ZM102 159L104 160V161H102ZM150 159V160H151ZM15 160V161H14ZM95 160H97L96 162H95ZM134 160V161H133ZM18 161V162H17ZM89 161L91 162V163H89ZM125 161H126V164H125ZM158 161V162H157ZM227 161H226V164H227ZM67 162V161H66ZM70 162V163H69ZM95 162V163H94ZM127 162H128V164H127ZM133 162V164H131ZM162 163V165L160 164V165H158L157 163ZM63 164V165H62ZM129 164H131V165H133V167L130 165L129 166ZM158 166H157V165ZM164 164V165H163ZM231 166H230V165ZM229 164H228V166H229V168H228V170L230 169V171L232 172V171H235V172H232L231 174L233 175V173H234V175L233 176H231L229 173H230V171H229V173H226V174H228V176L230 175V177H228V176H226V177H228L229 178V180L226 178V182H228L227 184L228 185H232V184H238L239 185V183L241 182V185H239V186H242V188H244L245 186H246V188L249 186V184L250 183H253V181L251 180L252 178H250V176H248V174H245L243 171H242V168H241V166H238L239 164L238 163H234L235 164V166H234V164H232V162L230 163V161H229ZM237 164V165H236ZM81 165V166H80ZM86 165V166H87ZM94 165V166H93ZM111 165V166H110ZM156 165V166H155ZM166 165V166H165ZM55 166H54V168H55ZM153 168H152V167ZM163 166H165V167H163ZM232 166L235 168V169H237V167H239V169H237V170H235L234 168L232 169ZM237 166V167H236ZM21 167L23 168V170L21 169ZM159 167V168H158ZM90 168V169H91ZM118 168V169H117ZM128 168V169H127ZM157 168V169H156ZM4 169V170H3ZM20 169V170H19ZM70 169V170H69ZM79 169V170H78ZM92 170V169H91ZM100 170V171H99ZM118 170V171H117ZM238 170H240V171H242L243 173H241V172H239ZM78 171V172H77ZM110 171V172H111ZM134 171V172H135ZM150 171V170H149ZM159 172V173H162V172ZM9 172H12V173H14V176L11 174L10 175V173ZM56 172V173H55ZM5 173V174H4ZM7 173V174H6ZM126 174V175H124V174ZM236 173H238L237 175H236ZM53 174V173H52ZM74 174H75V178H74ZM7 175L8 176H10V178H11V180L9 181V182H12L11 184L10 183H8V177H7ZM65 175L63 176V177H65ZM68 175V176H69ZM241 175H242V177H241ZM245 175H247V177H245ZM4 176H5V178H4ZM11 176H13V177H11ZM128 176V175H127ZM154 176V177H153ZM244 176V177H243ZM24 177V178H23ZM2 178H4V179H2ZM7 178V179H6ZM154 178V179H153ZM238 178V179H237ZM5 179H6V181H5ZM240 179V181H238ZM4 180V181H3ZM78 182H77V181ZM133 180V181H132ZM153 180V181H152ZM246 180V181H245ZM152 181V182H151ZM252 181V182H251ZM4 182L6 183V186H5V184H4ZM18 182V183H17ZM132 182V183H131ZM133 182H134V184L135 185H137V186H135L134 185V187H133ZM150 182H151V184H150ZM17 183V184H16ZM137 183V184H136ZM141 183H143V190L141 189V187H142V184ZM10 184V185H9ZM77 184H78V187H77ZM141 184V185H140ZM145 184V185H144ZM244 184H246V185H243ZM3 185V186H2ZM124 185H125V187H124ZM127 185V186H126ZM128 185H129V187H128ZM131 185H132V187H131ZM12 187H13V191L11 190L12 189ZM76 187H77V189H76ZM127 187V188H126ZM131 187V188H130ZM135 187L137 188V189H135ZM63 188H64V190H63ZM118 188H120V189H118ZM124 188H126V189H124ZM133 188H134V190H133ZM60 189V190H59ZM124 189V193H123V190ZM131 189V190H130ZM139 189H140V192H139ZM63 190V191H62ZM69 190V191H68ZM101 190V191H100ZM125 190H126V192H125ZM136 190H138V192L136 191ZM150 190V191H149ZM62 191V192H61ZM130 193H129V192ZM133 191V192H132ZM143 191V192H142ZM13 194H12V193ZM65 192V193H64ZM67 192V193H66ZM100 192V193H99ZM136 192V193H135ZM140 193V194H139ZM12 194V195H11ZM67 194V195H66ZM97 196H96V195ZM98 194H99V196H98ZM125 194V195H124ZM6 195V196H5ZM64 195V196H63ZM71 196V198H70V196ZM13 196V197H12ZM95 196L96 197H98V200H97V198H95ZM145 196V195H144ZM65 197V198H64ZM129 199H127V198ZM95 198V200H91V199H94ZM126 198V199H125ZM141 198V199H140ZM244 198V199H243ZM242 199V203H241V206L242 207H246L247 208V206H251L250 204H252V201H250V199L248 200V198L246 199V197H243ZM5 199V200H4ZM70 199V200H69ZM71 199H72V201H71ZM65 200V201H64ZM88 202H87V201ZM3 201V202H2ZM93 201V202H92ZM94 201L96 202L97 201V203L95 204L94 203ZM126 201H128V202H126ZM12 203L11 205H9V204H7V203ZM90 202H92V203H90ZM15 203V202H14ZM54 203V204H53ZM71 203V204H72ZM126 203V204H125ZM141 203V204H140ZM53 204V205H52ZM140 204V205H139ZM14 205V206H13ZM87 205V206H86ZM94 205V206H93ZM142 206V207H141ZM20 209H19V208ZM38 207V208H37ZM90 207H92V208H90ZM140 207V208H139ZM24 208V207H23ZM101 208H103V210L104 209H106V210H108L107 212L106 211H104L106 214H104V212L102 213L101 212ZM109 208V207H108ZM19 209V210H18ZM38 209V210H37ZM89 209H88V211H89ZM91 209H92V212L93 213H91ZM23 210L25 211V213L23 212ZM53 210V211H52ZM102 210V211H103ZM141 210V211H140ZM148 210V209H147ZM39 211V212H38ZM146 211V210H145ZM50 212L52 213L51 215H50ZM120 212H122V213H120ZM124 212H126V214H127V212H129V214L131 215H127V216H129V218L128 217H126L125 218V213ZM135 212V213H134ZM139 212V213H138ZM21 213H23V214H21ZM41 213V214H40ZM124 213V214H123ZM138 213V215H136ZM24 214H26L27 216H28V218L27 217H25L26 215H24ZM64 216H63V215ZM107 214H109V215H107ZM110 214H111V216H110ZM60 215H61V217H60ZM96 215V216H95ZM103 215V216H102ZM118 215H121V216H118ZM108 216H110L111 217V219L109 220V219H107V217ZM114 216V217H113ZM34 217H37V218H34ZM97 217V218H96ZM113 217V218H112ZM121 217V218H120ZM118 218V219H117ZM33 219V220H32ZM54 219H55V221L58 219L60 222H64L65 224L66 223H68L67 224V226H68V228H69V233H71L70 234V238H71V241H70V243L73 245V247H71L72 245H70V246H65V241H62L61 239L59 240V239H57L56 241H55V239L53 238V237H49V234H50V236H52V235H55V231H53L54 230V228H53V224L55 223V221H54ZM112 219H113V223H111L112 222ZM125 219V220H124ZM128 219L130 220L129 222H128ZM65 220V221H64ZM109 220V221H108ZM33 221V222H32ZM67 221V222H66ZM70 221V222H69ZM108 221V222H107ZM116 221V222H115ZM81 224H80V223ZM118 222V223H117ZM123 222V223H122ZM121 223V224H120ZM129 223V224H128ZM33 224V225H32ZM70 224V225H69ZM76 224V225H75ZM84 225V227H83V225ZM101 224V225H100ZM111 224V225H110ZM35 225H37V226H35ZM78 225V226H77ZM123 225V226H122ZM44 226V227H43ZM52 226V227H51ZM106 226H108V227H106ZM114 226V227H113ZM130 226V227H129ZM49 227V228H48ZM130 228V230H129V228ZM49 229V230H48ZM70 229H71V231H70ZM77 229V230H76ZM87 230V231H86ZM86 231V232H85ZM38 232H40V234H38ZM54 232V233H53ZM73 232V233H72ZM106 232V233H105ZM130 232V233H129ZM111 233V234H110ZM46 234V235H45ZM105 234V235H104ZM139 234H141V233H139ZM84 237H83V236ZM87 235V236H86ZM101 236V237H100ZM104 236V237H103ZM141 236V235H140ZM45 237H46V239H47V241H46V239H45ZM72 237H74V240H73V238ZM82 237V238H81ZM116 237V238H115ZM54 239V241L55 242H58V243H55L54 241H53V239ZM80 238H81V240H80ZM52 239V240H51ZM85 239L87 240V244L89 245L90 244V248L88 247V245L85 243ZM120 239V240H119ZM119 240V241H118ZM52 241V242H51ZM62 241V242H61ZM74 241V242H73ZM84 241V242H83ZM91 241V242H90ZM50 242V243H49ZM54 242V243H53ZM60 242V243H59ZM77 242V243H76ZM78 242H80V243H78ZM108 242V243H107ZM111 242V243H110ZM120 242V244H121V246H120V244L118 245V243ZM53 243V244H52ZM62 243V245H64V246H62V247H64L63 249L65 250V249H67V250H62L61 248V246H60V244ZM98 243V244H97ZM116 243H117V246H116ZM77 244H79L78 246H76ZM81 244V245H80ZM84 244H86V246H87V248H86V246L84 245ZM91 244H92V248H91ZM105 245V246H104ZM55 246V247H54ZM74 246H75V248H74ZM85 246V247H84ZM96 246V247H95ZM110 246V247H109ZM112 246V247H111ZM118 246H120V248H118V249H116V247H118ZM67 247V248H66ZM107 247V248H106ZM109 247V248H108ZM122 247V248H121ZM72 248H74V249H72ZM76 248H79V249H76ZM81 248V249H80ZM83 248V249H82ZM85 248V249H84ZM97 248V249H96ZM113 248V249H112ZM43 249H44V252H43ZM122 251H121V250ZM77 250H79L78 252H77ZM117 250H119V251H117ZM61 251L63 252L64 251V253H62V255L63 256H60L61 255ZM86 251V252H85ZM113 251V252H112ZM91 252V253H90ZM121 252V253H120ZM59 253H60V255H59ZM88 253H89V255H88ZM98 254V255H97ZM105 254V255H104ZM49 255V256H48ZM56 255H59V257H57ZM67 255V256H66ZM56 256V257H55ZM91 257V259H90V257ZM61 257V258H60ZM62 257H64L63 259H62ZM85 257V258H84ZM87 257V258H86ZM89 257V258H88ZM54 258H57V260L56 259H54ZM59 258V259H58ZM67 258V259H66ZM45 259V260H44ZM85 259V260H84ZM125 259V260H124ZM47 260V261H46ZM48 260H49V263H48ZM60 260V261H59ZM82 262H81V261ZM40 261H42V263L40 262ZM51 261V262H50ZM57 261H58V263H57ZM69 261V262H68ZM87 261L89 262V263H87ZM80 262V263H79ZM114 262V263H113ZM146 262V261H145ZM147 264H149V263H147Z\"/></svg>",
  "mask_w": 264,
  "mask_h": 264
}]
</instances>
